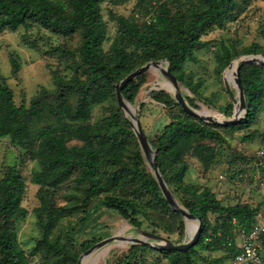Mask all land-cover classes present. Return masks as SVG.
<instances>
[{
  "label": "rangeland",
  "instance_id": "obj_1",
  "mask_svg": "<svg viewBox=\"0 0 264 264\" xmlns=\"http://www.w3.org/2000/svg\"><path fill=\"white\" fill-rule=\"evenodd\" d=\"M51 1L60 4L65 12H74L72 0ZM235 1L236 7L232 10L228 21L224 26H215L204 32L202 39L207 45L196 52L197 60L185 62L179 72L185 81L190 80L196 87V90L195 87L190 90L185 83L179 82L187 103L198 111H206L223 119L233 117L236 109L224 83L230 64L251 54L264 56V0ZM204 4L205 0H104L100 5V19L105 29L101 50L109 61H120L124 76L150 61H166L162 50L145 40L126 43L122 33V30L126 29L124 23H135L147 33L154 28L143 25L142 18L152 14H163L166 17V28L156 27L155 31L173 38L176 18L181 16L188 21L195 12L204 8ZM136 13L141 15L137 21L134 17ZM82 38V29H77L72 35H63L50 31L40 24H33L29 30L23 26L16 30L5 26L0 31V83L7 84L13 89L17 105L26 106L30 105L33 97L39 95L43 88L49 91L50 98L59 94V87L52 78L53 72L60 74L62 84L75 81L90 83L92 75L83 64ZM253 43L258 45L257 53L246 52ZM10 53L18 56L20 70L17 75H11ZM143 75L142 80L138 81L141 83L139 92L134 101L130 102L133 109L138 112L150 141L162 133L164 126L170 122L173 115L185 116V114L179 106L168 108L164 103L151 98L154 90H167L173 95L168 85V78L160 70L152 68ZM262 76L264 78V70ZM231 86L234 92L238 93L233 81ZM93 88L95 91L92 96L97 101L89 106L91 121L97 123L115 112L118 113L119 106L114 87L104 81H97ZM62 91L64 92L62 100L72 112L75 111L80 92L73 90L69 85H66ZM246 102L248 103V99ZM50 110L51 107L48 106L44 109V115L40 120L32 121V139L28 146L13 141L10 135L0 136V179L4 177L7 167L13 166L25 182L21 206L26 209V214L24 217L10 218L9 224L16 230L18 242L27 258L26 264H79V257L76 258L74 255L75 248L82 249V246L89 241L95 244L113 235L137 236L139 229L154 231L175 243L190 240L194 232V224H190L181 214L175 215L171 208L163 207L152 200L142 184L138 173H144L151 179H156L155 175L132 125L120 120L119 124L124 130L120 131V136L108 157L112 170L125 171L126 182L119 186L111 185L108 193L128 195L132 191H140V203L144 212L133 216L138 220V225L106 205L96 207L90 216L81 219L98 201L97 198L90 197L88 204L83 206L87 198L86 189L90 184L86 182L79 185L75 172L68 180L61 182L57 187H52L53 175L47 174L46 191L53 196L52 202L66 208L65 216L59 218L52 227L49 238H46L47 225L40 224L39 213L42 212L43 218H46L47 212L40 211L44 208L39 198L40 185L33 180L41 178L39 173L42 171V166L38 159L43 142L41 133L52 127L60 130L62 128L59 118L54 117ZM120 113L119 116L127 118L121 109ZM67 123L73 124V121L67 120ZM203 123L213 125L209 122L203 121ZM216 129L224 136L223 141L195 136L183 150L182 160L187 166L183 181L190 186V189L180 186L175 180L170 185L175 197L181 206L190 211L185 203L197 201L196 191L208 188L221 199L223 204H233L242 199L252 205H262L264 214V187L241 175L248 164L253 163L249 160L257 154L261 138L264 136V99L251 127L242 128L233 125L228 128L217 126ZM251 132H254V137L245 141L244 135ZM64 138L68 147L83 145L71 130L65 131ZM198 145L211 146L216 153L215 159L206 164L194 155L193 149ZM168 172L170 175L173 174L171 169ZM221 174L223 178L220 177ZM105 194L102 193L100 196ZM216 216V213H208L211 222ZM181 222L184 223L182 231H180ZM73 226L75 229L69 234ZM131 245L122 241L111 242L84 258L82 263L116 264L124 260L130 261L131 264H228L229 262V255L225 250L210 252L203 244L194 246L203 259L193 255L192 259L190 257L188 260L181 255L163 254L146 247L131 252ZM261 247L264 251V236L261 239Z\"/></svg>",
  "mask_w": 264,
  "mask_h": 264
},
{
  "label": "trees",
  "instance_id": "obj_2",
  "mask_svg": "<svg viewBox=\"0 0 264 264\" xmlns=\"http://www.w3.org/2000/svg\"><path fill=\"white\" fill-rule=\"evenodd\" d=\"M102 2L104 0H72L74 12L68 13L62 10L60 4L51 0H0V31L5 26H10L14 30L23 26L29 30L33 24L43 25L50 31L63 35H72L77 29H82L83 64L92 75L90 83L75 81L62 84L60 74L53 72L52 78L59 87V94L50 98L49 91L43 88L39 95L33 97L29 106L17 105L14 100L13 89L7 84L0 83V136L10 135L13 141H18L25 147L28 146L32 139L31 123L33 120H40L44 115V109L48 106L51 107L52 115L59 118L60 123H62L61 130L52 127L41 133L43 142L38 153V159L42 166V171L39 173L41 178L33 180L34 183L40 185L39 198L44 204V208L40 211L45 210L47 212L46 218H43L42 212L39 213L40 224L42 226L47 225L46 238H49L51 229L59 218L65 216L64 210L66 208L52 202L53 196L46 191L45 177L47 174L53 175L52 187H57L61 182L68 180L75 172L79 185L86 182L90 184L86 189L87 198L83 206L88 204L90 197L97 198L98 201L92 209L86 211L81 219L90 216L96 207L106 205L138 225V220L133 216L144 212L140 203L141 193L139 190L132 191L128 195L108 193L111 185L119 186L126 182L123 169H111L112 165L109 164L108 154L113 150L114 144L120 136V131L124 130L119 124V120L130 125V119L119 116L121 115L120 107L118 113L115 112L97 123L90 119L89 106L92 102L97 101L92 96L95 91L93 87L97 81L106 82L116 91V83L134 71H130L125 76L122 75L123 69L120 61H109L101 50V44L105 37V29L100 19ZM235 7V0H205L204 8L195 12L188 21L181 16L176 18L173 38L156 33V27L166 28V17L163 14H152L142 18L143 25L154 28L151 32L145 33L137 24L125 22L126 29L122 30L123 40L126 43H132L134 40H145V42L159 47L178 81L185 83L190 90H193L195 87L193 83L190 80L185 81L179 72L185 62L197 60L196 52L207 45V42L202 39L204 32L213 29L215 26H224ZM134 17L137 21L141 15L136 13ZM121 20L124 21L123 18ZM257 51L258 45L255 43L246 49V52L250 53H257ZM10 60L12 63L11 75H17L20 70L18 56L10 53ZM262 70L264 67L255 64H244L241 67L240 77L248 103L246 118L237 124L226 126L205 124L200 119L199 121L198 118L186 113L167 90L152 91L151 98L164 103L168 108L179 106L185 114V116L173 115L170 122L164 126L162 133L150 140L157 152L158 165L169 186L177 180L180 186L190 189V186L183 181L187 166L182 160V154L192 137L198 136L220 142L224 140V136L216 129L217 126L228 128L236 125L249 128L254 124L264 99ZM143 76V74L137 76L123 89V94L128 101H134L141 85L138 81L142 80ZM66 85L80 92L77 109L73 112L62 100L64 97L62 90ZM67 120L73 121V124L67 123ZM66 130H71L83 142V145L68 147L64 138ZM254 135V132H251L244 135L243 139L245 141L252 139ZM193 153L206 164L212 162L216 157L215 151L208 145H198L193 149ZM255 159L256 155L251 157L249 162H254ZM169 169L172 170V175L169 174ZM252 173L253 169L248 164L241 175L243 174L253 182L255 179ZM138 174L151 199L163 207L171 208L157 180L149 178L144 173ZM24 190L25 182L20 173L15 167L8 166L4 172V177L0 179V264H26L27 261L18 242L16 230L9 224L10 218H20L26 214V209L21 206ZM102 193L106 194L101 197ZM196 196L197 201L185 203L192 213L200 216L203 220L200 240L194 246L203 244L205 249L210 252L225 250L230 260L241 251L237 245V230L243 228L248 232L260 220L259 213L262 212V205H252L249 201L242 199L226 205L208 188L196 191ZM174 212L175 215H180L179 212ZM209 212L217 214L213 222L208 218ZM234 219H236L235 222ZM180 226V231H182L184 223L181 222ZM74 229L75 226L72 227L69 234H72ZM93 243L89 241L82 246V249L75 248L74 255L76 258L82 251L90 248ZM194 246L187 251H166L158 250L150 244H132L130 249L132 252L134 249L146 247L163 254L181 255L186 260L190 257L192 259L193 255L203 259ZM116 264H131V262L124 260L122 263L117 262Z\"/></svg>",
  "mask_w": 264,
  "mask_h": 264
},
{
  "label": "water",
  "instance_id": "obj_3",
  "mask_svg": "<svg viewBox=\"0 0 264 264\" xmlns=\"http://www.w3.org/2000/svg\"><path fill=\"white\" fill-rule=\"evenodd\" d=\"M235 62H236V67L234 70V77L232 81L237 87L238 93H235L234 90L232 89L231 80L227 77L228 70L226 72V76L224 77L226 90L231 100L236 106L235 114L231 118H225V119L219 118L214 114L207 113L206 111H198L193 107H191L187 103L183 95L182 89L179 85V81L176 75L172 72L168 61H155V60L150 61L147 64L138 67L137 69L129 73L127 76H125L123 79H121L118 83H116V96L119 107L121 108V111L125 114V116L127 118H130L131 125L135 132V135L141 145L142 151L146 159L151 165L155 178L164 194L165 199L167 200L168 204L174 211L179 212L190 222V224L195 223L196 226L194 228V232L190 240L183 243H175L171 239L163 235L145 229H139L138 230L139 235L137 236L113 235L98 241L97 243L93 244L90 248L82 251L79 255V264H83L82 260L84 258L88 257L89 255L93 254L94 252L100 250L101 248L107 246L108 244L114 241H122L130 244H141V245L150 244L151 246H153L158 250H166V251H174V250L187 251L199 241L202 234L203 220L200 216L187 210L185 207L181 206V204L178 202L172 189L170 188L168 182L166 181L160 166L158 165L157 152L151 145L149 138L144 131V128L139 118V114L135 110V108L133 109L132 103L125 98L123 94V89L128 85L129 82L134 80L137 76L144 74L145 72L149 71L152 68H155L160 70L161 73L168 78L169 80L168 85L171 91L173 92L174 98L181 105L182 109L186 113L200 119L201 121L209 122L211 124L223 125V126L229 124H237L242 120H244L247 114V102L240 77L241 67L244 64H256L264 67V56L259 54L248 55L246 57L241 58L240 60L233 61L230 64L229 68H232Z\"/></svg>",
  "mask_w": 264,
  "mask_h": 264
},
{
  "label": "built area",
  "instance_id": "obj_4",
  "mask_svg": "<svg viewBox=\"0 0 264 264\" xmlns=\"http://www.w3.org/2000/svg\"><path fill=\"white\" fill-rule=\"evenodd\" d=\"M250 167L255 183L264 187V137L257 150L256 159ZM221 178L224 176L221 174ZM264 214L259 213L260 220L247 232L241 228L237 230V245L241 251L231 258L228 264H264V255L261 247V239L264 234ZM236 219H234V222Z\"/></svg>",
  "mask_w": 264,
  "mask_h": 264
},
{
  "label": "bare ground",
  "instance_id": "obj_5",
  "mask_svg": "<svg viewBox=\"0 0 264 264\" xmlns=\"http://www.w3.org/2000/svg\"><path fill=\"white\" fill-rule=\"evenodd\" d=\"M235 67H236V62L234 63V65H233V67L232 68H229L228 69V72H227V77L232 81L233 80V77H234V70H235ZM207 113H209V112H207ZM194 224V228H195V226H196V224L195 223H193ZM91 259V258H90Z\"/></svg>",
  "mask_w": 264,
  "mask_h": 264
}]
</instances>
